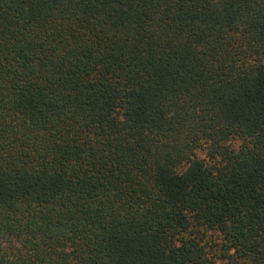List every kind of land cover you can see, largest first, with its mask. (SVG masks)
I'll use <instances>...</instances> for the list:
<instances>
[{
	"label": "trees",
	"instance_id": "1",
	"mask_svg": "<svg viewBox=\"0 0 264 264\" xmlns=\"http://www.w3.org/2000/svg\"><path fill=\"white\" fill-rule=\"evenodd\" d=\"M0 264H264V0H0Z\"/></svg>",
	"mask_w": 264,
	"mask_h": 264
},
{
	"label": "rangeland",
	"instance_id": "2",
	"mask_svg": "<svg viewBox=\"0 0 264 264\" xmlns=\"http://www.w3.org/2000/svg\"><path fill=\"white\" fill-rule=\"evenodd\" d=\"M202 156V155H201Z\"/></svg>",
	"mask_w": 264,
	"mask_h": 264
}]
</instances>
